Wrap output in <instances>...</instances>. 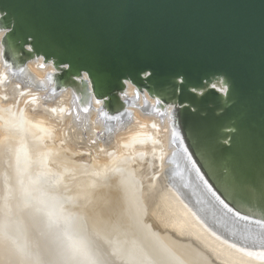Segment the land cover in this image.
Listing matches in <instances>:
<instances>
[{
    "label": "water",
    "instance_id": "1",
    "mask_svg": "<svg viewBox=\"0 0 264 264\" xmlns=\"http://www.w3.org/2000/svg\"><path fill=\"white\" fill-rule=\"evenodd\" d=\"M0 33L12 79L41 59L48 95L71 90L106 132L131 120V85L169 121L170 180L264 247V0H0Z\"/></svg>",
    "mask_w": 264,
    "mask_h": 264
},
{
    "label": "bare ground",
    "instance_id": "2",
    "mask_svg": "<svg viewBox=\"0 0 264 264\" xmlns=\"http://www.w3.org/2000/svg\"><path fill=\"white\" fill-rule=\"evenodd\" d=\"M52 71L41 59L33 60L14 80L0 53V264L48 259L47 247L55 243L43 223L48 216L70 240L99 253L104 264H133L139 247L129 245L124 254L120 234L106 240L79 209L91 196L120 189L129 193L142 226L169 264H264V247L248 248L215 230L170 180L169 121L144 110L131 85L126 90L133 101L131 120L106 132L96 111L78 110L71 90L48 95L45 78ZM79 185L85 189L77 192Z\"/></svg>",
    "mask_w": 264,
    "mask_h": 264
},
{
    "label": "rangeland",
    "instance_id": "3",
    "mask_svg": "<svg viewBox=\"0 0 264 264\" xmlns=\"http://www.w3.org/2000/svg\"><path fill=\"white\" fill-rule=\"evenodd\" d=\"M84 189L81 185L76 187L77 192ZM81 206L83 208L79 209L90 218L91 228L99 231L106 240L114 239L120 234L123 241L120 250L124 254L129 245L135 244L139 247V250H134L132 254L133 264H169L142 226L128 192L120 189L105 196H91L90 200ZM129 234H132L131 238Z\"/></svg>",
    "mask_w": 264,
    "mask_h": 264
},
{
    "label": "snow or ice",
    "instance_id": "4",
    "mask_svg": "<svg viewBox=\"0 0 264 264\" xmlns=\"http://www.w3.org/2000/svg\"><path fill=\"white\" fill-rule=\"evenodd\" d=\"M37 211H41L39 208ZM44 226L53 234L55 243L47 247L48 259L29 258L20 259L15 264H104L99 253H92L82 242L70 240L66 229L59 221H54L50 216L43 221ZM63 237V238H61ZM238 251L240 249H237ZM18 251H22L18 249ZM24 255H30L24 253ZM251 255V253H248ZM264 257V252L260 253Z\"/></svg>",
    "mask_w": 264,
    "mask_h": 264
}]
</instances>
